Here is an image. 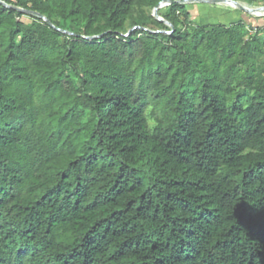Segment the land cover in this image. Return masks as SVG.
Masks as SVG:
<instances>
[{"label": "trees", "instance_id": "obj_1", "mask_svg": "<svg viewBox=\"0 0 264 264\" xmlns=\"http://www.w3.org/2000/svg\"><path fill=\"white\" fill-rule=\"evenodd\" d=\"M160 1L0 0V264H264V24Z\"/></svg>", "mask_w": 264, "mask_h": 264}, {"label": "rangeland", "instance_id": "obj_2", "mask_svg": "<svg viewBox=\"0 0 264 264\" xmlns=\"http://www.w3.org/2000/svg\"><path fill=\"white\" fill-rule=\"evenodd\" d=\"M240 1H247L249 3H254L257 5L264 4V0H240ZM185 4L191 10L193 14V22L196 24H213L219 22L231 24L232 22H236L240 20L244 16H252L255 19H259L262 16H264V13L261 15L251 14L249 12L242 10L241 8L232 7L225 3L187 2ZM146 10L154 14L153 8L147 7ZM165 10H166L165 5L160 7L161 12H164ZM151 26L156 27V25L153 23H151ZM165 31L167 33L171 32L168 29H165ZM150 123L152 125L154 124V119L152 117H150Z\"/></svg>", "mask_w": 264, "mask_h": 264}, {"label": "water", "instance_id": "obj_3", "mask_svg": "<svg viewBox=\"0 0 264 264\" xmlns=\"http://www.w3.org/2000/svg\"><path fill=\"white\" fill-rule=\"evenodd\" d=\"M179 2V3H187V2H210V3H226V2H230V1H234L239 8H241L242 10L249 12L251 14H255L256 9L246 6L245 4H243L240 0H162L160 1L155 7H154V15H156L158 17V19L163 20L164 22H166L167 24L173 26V24L166 18H164L162 15L159 14L158 9L166 4L172 3V2ZM5 4L13 6L15 8L24 10V11H28V12H32L40 17H43L45 20H48V17L46 15H44L43 13L36 11V10H30V9H26L17 5H11L6 3L5 1H3ZM261 10L264 11V4L263 5H259L258 6ZM261 15V14H258ZM52 23V21H50ZM53 24V23H52ZM54 25V24H53ZM136 27V26H135ZM174 28V27H173ZM66 31V30H65ZM97 35L91 36V37H96Z\"/></svg>", "mask_w": 264, "mask_h": 264}, {"label": "bare ground", "instance_id": "obj_4", "mask_svg": "<svg viewBox=\"0 0 264 264\" xmlns=\"http://www.w3.org/2000/svg\"><path fill=\"white\" fill-rule=\"evenodd\" d=\"M243 4H245L246 6H249V7H252V8H254V9H256V12H255V14H263L264 13V11L263 10H261L258 6L259 5H257V4H254V3H249V2H247V1H241ZM225 4H227V5H230V6H232V7H238V5L234 2V1H230V2H226ZM239 8V7H238Z\"/></svg>", "mask_w": 264, "mask_h": 264}, {"label": "built area", "instance_id": "obj_5", "mask_svg": "<svg viewBox=\"0 0 264 264\" xmlns=\"http://www.w3.org/2000/svg\"><path fill=\"white\" fill-rule=\"evenodd\" d=\"M258 32V27L257 26H249V35L251 34H256ZM263 39H264V34H263Z\"/></svg>", "mask_w": 264, "mask_h": 264}, {"label": "crops", "instance_id": "obj_6", "mask_svg": "<svg viewBox=\"0 0 264 264\" xmlns=\"http://www.w3.org/2000/svg\"><path fill=\"white\" fill-rule=\"evenodd\" d=\"M244 17H248V16H244ZM256 24H264V16H262L261 18H259L256 22Z\"/></svg>", "mask_w": 264, "mask_h": 264}]
</instances>
